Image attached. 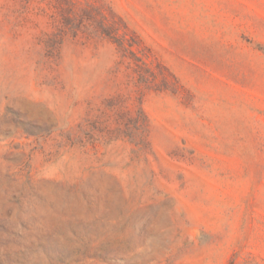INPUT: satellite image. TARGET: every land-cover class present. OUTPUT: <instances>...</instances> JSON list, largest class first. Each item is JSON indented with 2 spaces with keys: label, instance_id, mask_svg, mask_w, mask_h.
I'll return each instance as SVG.
<instances>
[{
  "label": "rangeland",
  "instance_id": "1",
  "mask_svg": "<svg viewBox=\"0 0 264 264\" xmlns=\"http://www.w3.org/2000/svg\"><path fill=\"white\" fill-rule=\"evenodd\" d=\"M0 264H264V0H0Z\"/></svg>",
  "mask_w": 264,
  "mask_h": 264
}]
</instances>
